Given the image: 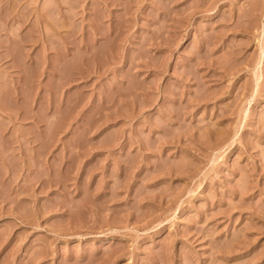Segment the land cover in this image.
I'll list each match as a JSON object with an SVG mask.
<instances>
[{"label": "rangeland", "instance_id": "374dc122", "mask_svg": "<svg viewBox=\"0 0 264 264\" xmlns=\"http://www.w3.org/2000/svg\"><path fill=\"white\" fill-rule=\"evenodd\" d=\"M264 0H0V264H264Z\"/></svg>", "mask_w": 264, "mask_h": 264}, {"label": "bare ground", "instance_id": "6f19581e", "mask_svg": "<svg viewBox=\"0 0 264 264\" xmlns=\"http://www.w3.org/2000/svg\"><path fill=\"white\" fill-rule=\"evenodd\" d=\"M263 49H264V47H263Z\"/></svg>", "mask_w": 264, "mask_h": 264}]
</instances>
